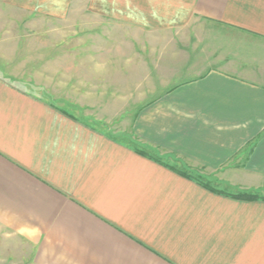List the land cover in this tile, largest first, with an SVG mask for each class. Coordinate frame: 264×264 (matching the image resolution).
<instances>
[{"label":"crops","instance_id":"0c3cea01","mask_svg":"<svg viewBox=\"0 0 264 264\" xmlns=\"http://www.w3.org/2000/svg\"><path fill=\"white\" fill-rule=\"evenodd\" d=\"M195 18V52L149 38L129 141L104 127L137 110L132 92L88 84L60 102L0 66L1 264H264V197L217 183L264 189V0H149V29Z\"/></svg>","mask_w":264,"mask_h":264},{"label":"rangeland","instance_id":"374dc122","mask_svg":"<svg viewBox=\"0 0 264 264\" xmlns=\"http://www.w3.org/2000/svg\"><path fill=\"white\" fill-rule=\"evenodd\" d=\"M204 22L195 18L189 30L167 35V31L149 29V0H0V66L24 72L26 86L52 82L57 92L43 94L47 98L58 96L60 102L67 96H81V86L88 84L132 92V99H123L122 105L124 108L136 102L137 110L124 108L114 121H105L104 127L108 134L129 141L135 137L131 127L135 113L149 100V38L190 40L186 41L190 53ZM197 70L191 67L186 76ZM85 71L89 72V83L77 77ZM66 88L74 92L66 94ZM105 96L112 100L109 97L113 94L107 92ZM115 112L107 107L105 115L112 118ZM217 183L226 190H243L236 184ZM249 191L264 195V189ZM2 232L0 226V252L6 242ZM10 256L16 264L18 254Z\"/></svg>","mask_w":264,"mask_h":264},{"label":"trees","instance_id":"16d2710c","mask_svg":"<svg viewBox=\"0 0 264 264\" xmlns=\"http://www.w3.org/2000/svg\"><path fill=\"white\" fill-rule=\"evenodd\" d=\"M230 192H232V193H230ZM229 194H231L235 197H243V198H250V199H254V198H258V197H261V198L264 197V195H259L258 193H253V192H248V191H237V192L229 191Z\"/></svg>","mask_w":264,"mask_h":264}]
</instances>
